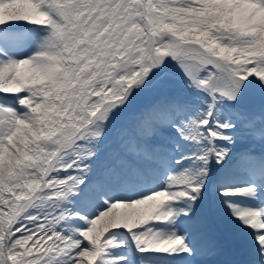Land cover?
Here are the masks:
<instances>
[{"label":"snow or ice","instance_id":"6c2138e0","mask_svg":"<svg viewBox=\"0 0 264 264\" xmlns=\"http://www.w3.org/2000/svg\"><path fill=\"white\" fill-rule=\"evenodd\" d=\"M0 264H264V0H0Z\"/></svg>","mask_w":264,"mask_h":264}]
</instances>
